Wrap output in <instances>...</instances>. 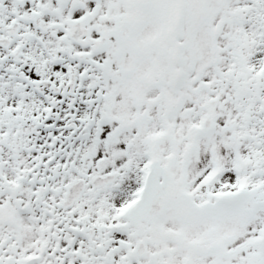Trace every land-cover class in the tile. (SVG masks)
Returning a JSON list of instances; mask_svg holds the SVG:
<instances>
[{"label":"snow or ice","instance_id":"6c2138e0","mask_svg":"<svg viewBox=\"0 0 264 264\" xmlns=\"http://www.w3.org/2000/svg\"><path fill=\"white\" fill-rule=\"evenodd\" d=\"M0 264H264V0H0Z\"/></svg>","mask_w":264,"mask_h":264}]
</instances>
